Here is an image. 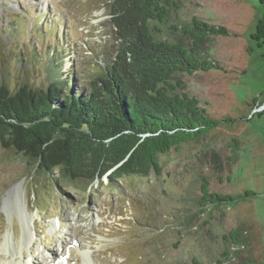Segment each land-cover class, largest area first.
Returning a JSON list of instances; mask_svg holds the SVG:
<instances>
[{"label":"rangeland","instance_id":"obj_1","mask_svg":"<svg viewBox=\"0 0 264 264\" xmlns=\"http://www.w3.org/2000/svg\"><path fill=\"white\" fill-rule=\"evenodd\" d=\"M108 2L0 0V86L47 87L70 74L87 85L116 49ZM263 9L258 0H178L176 21L197 16L239 34L217 37L210 49L224 70L183 75L185 90L216 117L249 119L163 155L160 175L115 181L104 176L90 186L76 184L57 172L36 173L0 143V264H33V254L43 259L52 250L59 257L50 264H186L193 257L217 264L231 246L223 235L240 227L248 243L234 264L260 256L264 45L250 46L249 32ZM233 135L241 147L237 163L230 157ZM203 178L212 192L254 190L256 195L200 213ZM26 232L33 235L31 245L25 243Z\"/></svg>","mask_w":264,"mask_h":264},{"label":"trees","instance_id":"obj_2","mask_svg":"<svg viewBox=\"0 0 264 264\" xmlns=\"http://www.w3.org/2000/svg\"><path fill=\"white\" fill-rule=\"evenodd\" d=\"M108 1L116 49L87 85L70 74L47 87L24 84L11 91L0 86V143L23 156L36 173L57 172L68 182L88 186L104 176L115 181L160 175L163 155L201 142L218 127H238L249 119L212 115L185 90L183 80L186 74L224 70L210 49L217 37L238 33L197 16L176 21L178 0ZM258 3L264 8V0ZM254 27L250 46L262 47L264 9ZM233 143L230 157L237 163L241 149L237 136ZM208 185L203 178L200 213L235 206L256 195L254 190L212 192ZM244 230L234 228L223 235L231 246L217 264L242 260L248 243ZM263 255L262 250L260 256H246L247 261L238 264H264ZM186 264L207 263L193 257Z\"/></svg>","mask_w":264,"mask_h":264},{"label":"bare ground","instance_id":"obj_3","mask_svg":"<svg viewBox=\"0 0 264 264\" xmlns=\"http://www.w3.org/2000/svg\"><path fill=\"white\" fill-rule=\"evenodd\" d=\"M33 240H34L33 235L30 232H26L25 243L28 245H31L33 243ZM65 245H67L66 240L60 244V248H64ZM57 257H59L58 250H52L50 252V254L48 256L44 257L43 259L40 258L39 255L33 254V260L32 261H33V264H50L51 262L55 261L57 259Z\"/></svg>","mask_w":264,"mask_h":264}]
</instances>
